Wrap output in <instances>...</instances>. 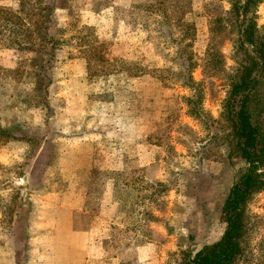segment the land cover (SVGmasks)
<instances>
[{
    "label": "rangeland",
    "instance_id": "1",
    "mask_svg": "<svg viewBox=\"0 0 264 264\" xmlns=\"http://www.w3.org/2000/svg\"><path fill=\"white\" fill-rule=\"evenodd\" d=\"M230 1H0V109L13 127L0 146L12 142L15 156L0 162V233L17 249L36 217L78 224L101 202L110 264H176L221 237L220 205L240 166L210 141L217 130L187 116L185 99L190 79L203 82V110L218 118L224 80L207 55L232 69L236 36L213 31ZM256 15L264 27V0ZM247 216L248 263L237 264H264V191Z\"/></svg>",
    "mask_w": 264,
    "mask_h": 264
},
{
    "label": "trees",
    "instance_id": "2",
    "mask_svg": "<svg viewBox=\"0 0 264 264\" xmlns=\"http://www.w3.org/2000/svg\"><path fill=\"white\" fill-rule=\"evenodd\" d=\"M262 0H231L225 18L215 19L214 33L231 29L233 67L228 72L220 53H208V68L223 75L225 96L214 119L203 110L204 83L190 79L192 96L185 102L192 109L187 116L204 128L217 130L210 141L227 151L240 166L220 205L221 237L203 246L191 258L181 252L176 264H237L244 259L248 235L247 205L253 195L264 191V27L257 23L256 10ZM42 45L44 46L45 44ZM210 132V131H209ZM222 138V140H221Z\"/></svg>",
    "mask_w": 264,
    "mask_h": 264
},
{
    "label": "crops",
    "instance_id": "3",
    "mask_svg": "<svg viewBox=\"0 0 264 264\" xmlns=\"http://www.w3.org/2000/svg\"><path fill=\"white\" fill-rule=\"evenodd\" d=\"M0 115V132L6 134L13 128L9 125L12 114L8 109H0ZM12 145V142H7L0 146V162L10 164L7 165L9 167L15 157L8 147ZM53 208L59 212L73 210V206L64 202L55 203ZM98 209L96 213L91 211L92 207L81 212L78 224L72 219L62 218L67 215L59 218L58 213L48 224L45 223L47 219L36 217L28 222L36 225V231L25 235L22 250L15 247L13 236L0 233V264H110L103 260V248L99 244V240L102 242L104 239V230L108 229L106 221L109 212L104 202Z\"/></svg>",
    "mask_w": 264,
    "mask_h": 264
}]
</instances>
